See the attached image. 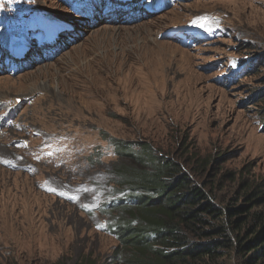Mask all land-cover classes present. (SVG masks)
<instances>
[{"label": "rangeland", "instance_id": "374dc122", "mask_svg": "<svg viewBox=\"0 0 264 264\" xmlns=\"http://www.w3.org/2000/svg\"><path fill=\"white\" fill-rule=\"evenodd\" d=\"M168 7L138 0L109 20L61 0L0 1V113L16 109L15 126L0 135V264L107 262L118 241L94 229L103 214L82 210L112 199L113 167L133 164L115 154L114 139L198 170L217 205L252 206L241 198L264 183V0ZM180 31L185 42L169 36ZM24 41L34 46L23 62L8 63V50ZM258 55L255 75L233 74ZM41 134L64 144L44 146Z\"/></svg>", "mask_w": 264, "mask_h": 264}, {"label": "trees", "instance_id": "16d2710c", "mask_svg": "<svg viewBox=\"0 0 264 264\" xmlns=\"http://www.w3.org/2000/svg\"><path fill=\"white\" fill-rule=\"evenodd\" d=\"M258 62L260 55L238 61V78L255 75ZM113 142L115 154L133 164L113 167L112 199L82 210L103 214L107 220L94 229L118 241L105 264H264V208L257 209L264 207V183L243 194L251 207L217 205L198 170L187 173L149 144ZM97 262L85 256L76 264Z\"/></svg>", "mask_w": 264, "mask_h": 264}, {"label": "bare ground", "instance_id": "6f19581e", "mask_svg": "<svg viewBox=\"0 0 264 264\" xmlns=\"http://www.w3.org/2000/svg\"><path fill=\"white\" fill-rule=\"evenodd\" d=\"M74 24L75 23L73 21V23L67 24V27H65V28H67L68 30H72L75 28ZM24 33H22L19 40H25V37L23 35ZM55 41H56V36L53 34L51 39L45 40V44L46 45H52L55 43ZM15 44H17L16 41H14L13 46ZM33 46H34V44H26V42H25V47H20V46L16 45L15 49L11 48L8 50V56L9 57L7 58V60H12V59L14 60L15 58H12V56L16 57V59H22L23 56L25 57V55L22 52L27 54L28 50L30 48H32ZM35 51H37V50L34 49L32 51V54L30 55L31 57L33 56V53ZM0 57H2V54H0ZM5 67H7V65ZM30 105H32V102ZM0 108H2V106H0ZM15 114H16V109H14L12 107L7 108L3 113H0V135L4 134L5 131L9 130L8 127L11 125V123L15 117ZM45 137H46V143L44 144V146L60 147L62 144H64L63 142L55 139L54 137H48V136H45ZM12 144H13V141H12ZM12 159H13V161L18 162L17 159H15V158H12Z\"/></svg>", "mask_w": 264, "mask_h": 264}, {"label": "snow or ice", "instance_id": "6c2138e0", "mask_svg": "<svg viewBox=\"0 0 264 264\" xmlns=\"http://www.w3.org/2000/svg\"><path fill=\"white\" fill-rule=\"evenodd\" d=\"M49 154H51V153H49ZM49 190H51V191H56V189H49ZM61 195H63V193H61ZM69 199H73V200H77V199H79V197L78 196H70V197H68Z\"/></svg>", "mask_w": 264, "mask_h": 264}]
</instances>
